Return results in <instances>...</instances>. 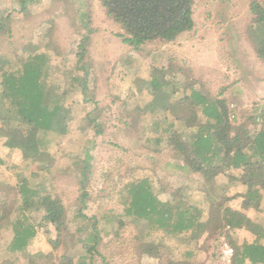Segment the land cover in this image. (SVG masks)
<instances>
[{"label":"rangeland","instance_id":"374dc122","mask_svg":"<svg viewBox=\"0 0 264 264\" xmlns=\"http://www.w3.org/2000/svg\"><path fill=\"white\" fill-rule=\"evenodd\" d=\"M27 1V11L23 14L19 13L18 0H0V21L10 15V21L0 35V55L15 54L29 58L32 56L29 44L33 28L38 25L40 27L42 20L51 19L52 15L55 18L57 15L68 18L71 13L74 22H68L65 26L56 24L53 28L58 36L66 31L67 26L71 29L70 40L66 43L68 46H36L38 52L46 56L52 83L59 88L60 93L66 95L65 105L69 112L63 115L66 121L65 132L49 133L45 137L49 153L46 163L48 172L39 171L38 175H33L37 171L36 164H29L26 168L23 165L16 177L13 173L10 176V185H5L0 175V184L5 186L0 190V202L9 206L18 200V187L22 179L29 186L41 183L45 188L42 193L62 202L66 209V224L65 232L58 236L52 226L40 222V212L30 211L27 213L30 218L28 221L36 226V236L25 253H16L11 257L8 253L11 233L4 229L0 233V264H160L161 259L162 263L169 260L171 264H227L222 260L223 242L229 246L230 241L237 245L252 243L255 237L244 230H232L229 232V240L217 236L221 221L217 206H212L211 202L215 200V189L224 181L221 176L205 183L201 174L184 176L174 168L163 167L170 156V138L182 126L169 133V142L159 145L160 155H157L153 153L154 144L144 142L150 128L148 125H144L142 133L140 128L143 124L133 125L129 132L119 122L126 104L124 102L128 99L125 94L130 82L128 77H132H127L125 73L128 49L117 37L118 29L114 23L100 12L101 8L92 7L93 11H90V28L94 26L89 37L90 48L88 45L87 58L77 63L76 54L82 52V48L79 50L80 45H75L79 35L76 39L73 37L77 34L75 29L80 31L76 15L72 16L76 0ZM77 1L82 8L88 2ZM252 1L264 5L262 0H195L193 31L183 35L174 45L162 48L149 45L139 52L136 56H142L138 67L140 77L150 73L151 76L160 77L158 73L162 63L174 57L193 69L198 80L195 87L202 88L205 96H223L227 102L231 101L234 111L231 118L243 124L250 133L258 130L259 126L254 127L245 120L255 107L264 105V64L256 59L243 35L244 27L251 18L249 5ZM84 18L81 17V20L84 21ZM48 21L54 24L53 20ZM8 29H11L10 35L6 34ZM22 39L26 40V45ZM147 50L150 55L146 58ZM81 67L89 70L90 77L86 79L90 85L88 93L92 91V101L96 102L97 118L90 126L81 122L85 113L93 116L94 111L92 105H85L82 101L80 79L85 78V73ZM76 78L79 80L75 81ZM176 89L175 98L183 96L181 86ZM128 100L132 102L133 97ZM145 102L146 98L143 97L141 104ZM162 103H168V107L172 104L167 99ZM185 111L186 108L177 117L189 116V111ZM128 114L137 115L133 112ZM146 119H149L148 114L138 115L133 120L141 124ZM149 155L151 158L158 156L160 161L153 162ZM137 167H142L138 172L150 180L155 194L162 202L170 199L165 190L188 187L194 195L193 200L199 202L197 206L204 211L203 220L209 232L203 237L193 232L164 237L163 232L155 231L146 237V231L142 232L138 226L133 227V224L128 223L122 204L125 198L124 187L136 177L139 178L137 170L133 171ZM226 186L225 195H228L229 200L224 206L237 210L241 201L239 194L245 188L228 181ZM82 194H87L84 201L86 208L79 199ZM197 195L201 200L196 198ZM216 200L221 201L219 197ZM261 201L259 212L247 211V214L264 228V190ZM15 216L16 211L13 210L10 217ZM119 220L124 222L122 227H119ZM93 223L96 231L92 229ZM210 233H213L212 237ZM89 236H95L94 240L79 243ZM54 242H58V245H54ZM94 242L95 249L89 251ZM260 243H264V240H260ZM10 259L13 260L7 262Z\"/></svg>","mask_w":264,"mask_h":264},{"label":"trees","instance_id":"16d2710c","mask_svg":"<svg viewBox=\"0 0 264 264\" xmlns=\"http://www.w3.org/2000/svg\"><path fill=\"white\" fill-rule=\"evenodd\" d=\"M194 2L195 0H98L105 16L118 26L120 32L117 37L132 52H138L145 45L175 43L183 35L192 32ZM27 4V0H18L19 13H26ZM249 11L251 18L244 27L243 35L256 59L264 64V5L252 1ZM9 21L10 15L0 22V35ZM44 24V35L48 40L50 35L53 36L54 25L52 21ZM6 34L10 35L11 29L6 30ZM88 45V37L83 38L79 46L82 52L76 54L77 63L87 58ZM46 60L45 54L38 52L36 48H32V56L29 58L15 54L0 55V134L6 137L4 145L19 151L27 166L36 164L37 171L33 175H38L39 171L48 172L46 163L49 153L45 137L49 133L65 132L66 121L63 120V115L66 116L69 112L65 105L66 95L60 93L59 88L52 83ZM81 69L85 73V78L80 79L82 101L85 105H92L94 110H90L93 116L85 113L81 122L90 126L97 118L96 102L92 101V91L88 93L90 85L86 79L90 77L89 70L85 67ZM159 70L162 72L164 85L170 87V96L176 94L177 86L182 88L183 96L174 100L173 105H197L205 119V122L197 123L196 108L190 110L192 117L186 125L196 128V134L188 137L181 133L173 135L170 139V152L174 162L171 165L182 173H200L206 183L223 175L229 181L247 187L240 196L239 210L224 206L229 200L224 194V188L215 189V200L211 203L212 206H217L221 221L217 236L229 240V232L232 230L249 232L255 237L252 243L237 245L233 241L229 242L233 249L231 264H264V243H260V240H264V228L245 215V211L250 209L260 210L261 192L264 190V105L255 107L245 117L246 123L259 126L258 130L250 133L243 124L231 118L234 111L230 109V102L226 98L205 97L194 89L198 80L192 68L174 58ZM161 86L155 77L150 85L151 91L156 93ZM114 99L118 100L116 97ZM141 169L142 167H137L133 170H137L139 178H135V174V179L124 187L125 198L122 204L128 223L133 224V227L138 226L142 232L146 231V237L155 231L163 232L164 237L188 232L206 235L209 232L202 220V211L193 200L194 195L186 187L165 190L170 199L162 202L155 194L150 180L138 172ZM18 190V200L9 206L0 202V232L7 229L11 233L8 244L11 257L16 253H25L37 234L34 223L28 221L30 218L27 213L30 211L40 212V222L52 226L58 236L63 235L66 224V209L62 202L42 193L45 188L41 183L29 186L22 179ZM86 197L87 194L79 197L83 206ZM216 197L221 201L217 202ZM13 210L16 211V216L11 218ZM81 211L80 208V213ZM118 222L119 227L124 225L123 221ZM92 229L96 231L95 223ZM212 235L210 233L211 237ZM94 238L95 236H89L79 243H90ZM55 243L58 245V242H54V245ZM95 246L94 242L88 250H94ZM168 261L162 263L161 259L160 264H171Z\"/></svg>","mask_w":264,"mask_h":264},{"label":"crops","instance_id":"0c3cea01","mask_svg":"<svg viewBox=\"0 0 264 264\" xmlns=\"http://www.w3.org/2000/svg\"><path fill=\"white\" fill-rule=\"evenodd\" d=\"M80 1L83 2L84 0H80ZM73 2H75V1H73ZM78 2L79 1L76 0V6H74L75 13H74V11L72 13V16L76 15V23H78L80 25V31L75 29L77 31V34L73 35L74 39H76L77 35H79V38H77L78 42L75 44L76 46H79L80 43H81V40L83 38H85V37H88V40L90 42L89 37H91V32H92L91 29H92V27H94V26H91V28H90V25H91V22H90V19H89V15L91 13L90 11H93L92 7H94V8H98L99 7L98 0H88V2H86V3L84 1V3L86 4V6L84 8H82L81 6L79 7L78 6V4H79ZM100 12H102L104 14V11L102 9L100 10ZM51 15H52V13H51ZM70 15H71V13L68 15V18H63V17H60V16L58 17V15L55 18L54 15H52L51 19L46 18V19H43L42 21H43V24H44L48 20H53L54 21L53 25L59 24V25H64L65 26V25L69 24L68 22H71V23L74 22V20L72 19V17H70ZM83 15L86 17V19L84 18V21L81 20V17H84ZM105 18L109 19L106 16H105ZM109 21L112 22V20H110V19H109ZM43 24L40 27L38 25L37 27L33 28V30H32L33 37L30 40L31 44H29L31 46V48H33V47L36 48V46L42 47V48H47V47H52V48L53 47H61V48H63L65 46H68V44H66V43L70 40V30H71L68 26L66 28V31L63 32L62 35L58 36L57 31H53V36L50 35V37L47 40V38L44 35ZM114 25L118 29V33H119L120 30H119L118 26L116 24H114ZM71 34H73V33H71ZM57 39H58V41H57ZM59 39L61 40V43L59 42L60 41ZM22 41H24L23 43H24V45H26L25 44L26 40L22 39ZM175 43L165 44V45H155V44H150V45L162 48V47L174 45ZM146 46H149V45H145V46L141 47V49L138 52H132L131 49L128 46H126L127 47L126 49H128L127 50L128 52L126 54L128 66H126L125 73L127 74V77L129 75L132 76V77H128L130 82L128 84L127 90L125 91V94L127 95L126 98H128V99L130 97H133V101L130 102L128 99L125 100L124 103H126V104L123 107L122 118H121V120H119V122L123 125V127L125 129H128L129 132L133 128V125H135V124H136V126H139V125L143 124V126L140 128V132L141 133H142L144 125H148V127H150V128H149L148 134H146L144 142H146L147 144H154L153 153L157 154V155H160L159 145L160 144H166L167 142H169V139L167 137H169L171 135L169 133H171L174 128L182 126L181 128H177L175 133H181V134H183L184 137H188V136H192V135L196 134V128H190V127H188L186 125V123L189 122L191 120V117H192V113L190 111L191 109L196 108V110L197 109L199 110L198 111L199 115L197 114V123L198 122L203 123V122H205V119L200 114V107H198L197 105H194V104L191 105V104H188V103L184 104V105H181V106H178V107H175L173 105L172 101H174L175 99L176 100L178 99V98H175L177 93L173 97L170 96V90L168 89L170 87L164 85L165 82L162 80V72L160 70H159L160 73H158V75H160V77H157L159 83L162 85L160 87V91H157L156 93H153L151 91L152 88L150 87V85H151L153 79L155 78V76H151V73H150V75H146V76L142 75L140 77V75H141L140 72L141 71H138L139 70L138 67H139V64L141 63V60H139V59H141L142 56H136V55H138L139 52H142L143 49ZM89 48H90V45H89ZM145 54H146V58H147V55H150V51L147 50ZM87 56H88V54H87ZM172 59H174V57L168 58L164 63H162V66H160V68L161 67H165L170 62V60L172 61ZM195 77H197V76H195ZM194 89L199 91L200 93H202V90H201L202 88H196L195 87ZM203 93H202V95L205 94V93L204 94ZM188 94H190V92ZM221 96H222V94H221ZM143 97L146 98L147 102L141 104V99ZM205 97H209V96H205ZM221 98H224V97L222 96ZM164 99H167L168 101L171 100L172 104H170V107H168V103L167 104H163L162 103V101ZM155 101H157V102H155ZM230 103H231V101H230ZM230 103H229V107H230V109H232L231 108L232 103L231 104ZM185 108L187 109V111H189L191 116L190 115L189 116H184V118L183 117H181V118L177 117V114H179L182 111H184ZM187 111H185V112H187ZM129 112L130 113L133 112V113H135L137 115L130 116V114H128ZM124 113H126L127 115L125 114V116H124ZM144 114L145 115L148 114L149 115V119H146L145 122H142L141 124H139L138 122H136V123L134 122L133 119H135L136 116H138V115L139 116H141V115L144 116ZM148 120H151V122H148ZM129 137H131V136H129ZM167 139H168V141H167ZM5 141H6L5 135L0 134V175H1V177L4 178V180H2V182H4L5 185L7 183L10 185V181H9L10 180L9 179L10 176L11 175L13 176V174H14V176L16 177L17 172H19V170L22 169L23 165H24L25 168L27 167V165L21 159L20 152L17 151V150H11V149L7 148L4 145ZM169 150H170V143H169ZM171 155H172V153L170 152V156L167 159V163L164 164L163 167L169 166V167L173 168V166L171 164H173L174 160L172 159ZM148 157H150L149 159H151L155 163L158 160L160 161V159L156 155L154 156V158H151L152 157L151 155H149ZM178 172L181 173L184 176L192 175L190 173L186 174V173H182L180 171H178ZM197 174H200V173H196V175ZM219 176H221L224 179L225 182L223 181L222 185L220 184L218 187L224 188L223 191H224V194H225V190L227 189L226 188L227 187L226 186V181H228V182H231V181H229L223 175H219ZM219 176H217V177H219ZM233 183H236V182H233ZM2 185L3 184H0V190H2L3 187H5V186H2ZM238 185H240V184H238ZM240 186H242V185H240ZM242 187L245 188L244 192H242V194H243V193H245L247 187L246 186H242ZM186 188L188 190H190L188 187H186ZM195 192L197 193V191H195ZM199 194H200V191H199ZM240 196H241V194H239V197ZM198 197L199 196L197 195L196 198L200 199V197L199 198ZM207 201H209V200H207ZM198 203H197V205H198ZM261 205H262V201H261ZM237 210H239V208ZM201 211H202V220H203L204 211L202 209H201ZM248 211L249 212H251V211L252 212H254V211L256 212L257 210L250 209ZM257 212H259V211H257ZM245 215L248 218L250 217L247 214V211H245ZM262 215H264V213H262ZM253 221L256 222L255 220H253ZM203 222H204V220H203ZM2 231L0 233H2ZM201 236L203 237L204 235H201ZM248 263L249 262H246V264H248Z\"/></svg>","mask_w":264,"mask_h":264},{"label":"built area","instance_id":"2783aa9c","mask_svg":"<svg viewBox=\"0 0 264 264\" xmlns=\"http://www.w3.org/2000/svg\"><path fill=\"white\" fill-rule=\"evenodd\" d=\"M221 252L222 260H224L227 264H231V259L233 257V249L227 244V242H223Z\"/></svg>","mask_w":264,"mask_h":264}]
</instances>
